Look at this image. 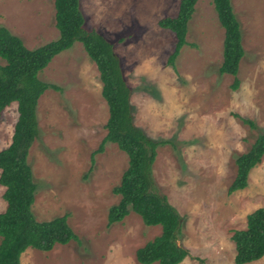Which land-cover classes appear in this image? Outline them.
<instances>
[{
  "label": "rangeland",
  "instance_id": "obj_1",
  "mask_svg": "<svg viewBox=\"0 0 264 264\" xmlns=\"http://www.w3.org/2000/svg\"><path fill=\"white\" fill-rule=\"evenodd\" d=\"M180 0H79L86 29L113 44L131 89L133 123L156 150L152 177L180 217L176 243L188 251L179 264H235L231 239L246 216L264 207V157L251 169L247 187L227 193L235 156L264 131V0H231L240 23L244 56L239 86L221 75L223 29L210 0H198L188 23L186 45L174 68L167 64L175 37L157 22L176 15ZM28 49L58 37L53 0H0V27ZM0 63L2 61L0 60ZM39 78L48 89L38 100L40 136L28 152L38 221L67 215L77 240L42 252L28 247L20 264H139L135 250L160 234L130 212L107 225L112 189L127 168L114 143L96 150L106 134L108 108L94 63L75 42L50 61ZM17 119L16 104L0 114V150L7 147ZM243 120L252 122L254 127ZM0 185V213L6 208ZM157 264V263H153ZM249 264H264V256Z\"/></svg>",
  "mask_w": 264,
  "mask_h": 264
},
{
  "label": "trees",
  "instance_id": "obj_2",
  "mask_svg": "<svg viewBox=\"0 0 264 264\" xmlns=\"http://www.w3.org/2000/svg\"><path fill=\"white\" fill-rule=\"evenodd\" d=\"M198 0H180L173 17L161 18L157 25L174 34L175 43L167 58L174 68L175 60L186 45L188 23ZM223 29L222 62L218 73L232 76L231 89L239 86V63L244 56L240 23L231 0H210ZM54 22L58 37L42 46L28 49L23 41L6 27H0V114L16 104L17 119L7 147L0 150V185L6 208L0 213V264H20L21 254L28 248L48 252L57 245L77 240L67 223V215L47 221L36 220L32 205L36 184L28 164V152L39 138L37 104L48 89L59 90L39 78V74L59 53L79 42L94 63L101 82V96L108 108L106 134L91 154L101 153L107 143H114L127 156V168L112 189L119 196L117 204L107 211V225L121 222L130 212L139 216L145 226H160V234L135 250L139 264H179L188 251L177 245L180 217L165 196L156 191L152 167L156 150L165 141L148 138L133 123L130 107L131 89L122 72L113 44L95 29H86L79 0H53ZM254 127L252 122L243 120ZM264 157V131L250 148L234 158L236 173L227 193L247 187L248 175ZM236 253L235 264H249L264 256V207L246 216V227L231 236Z\"/></svg>",
  "mask_w": 264,
  "mask_h": 264
}]
</instances>
